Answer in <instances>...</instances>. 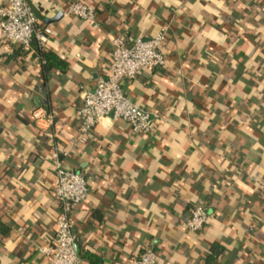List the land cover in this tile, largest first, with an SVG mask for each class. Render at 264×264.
<instances>
[{
    "label": "crops",
    "instance_id": "obj_1",
    "mask_svg": "<svg viewBox=\"0 0 264 264\" xmlns=\"http://www.w3.org/2000/svg\"><path fill=\"white\" fill-rule=\"evenodd\" d=\"M75 1L94 5L95 21L64 15ZM30 3L53 33L0 44V264H52L39 248L57 234L59 148L89 183L73 221L79 254L98 262L83 264H136L148 245L158 264H264V0ZM161 31L166 70L125 84L155 130L106 117L80 141L77 110L109 73L113 38ZM40 48L63 65L45 72ZM197 204L209 222L186 231Z\"/></svg>",
    "mask_w": 264,
    "mask_h": 264
},
{
    "label": "built area",
    "instance_id": "obj_2",
    "mask_svg": "<svg viewBox=\"0 0 264 264\" xmlns=\"http://www.w3.org/2000/svg\"><path fill=\"white\" fill-rule=\"evenodd\" d=\"M64 15L95 21L97 10L84 1L70 3ZM53 31L50 26H41L30 0H2L0 5V44L10 47L29 48L38 40L44 45ZM166 35L161 31L152 38L144 39L133 35H118L112 40L109 73L100 76L93 90L83 95L82 105L77 110L79 139L89 140L98 123L106 117L113 121L124 120L135 133L150 134L155 130V120L151 113L133 102L125 89L126 82L140 76L146 70L162 73L167 68V60L162 51ZM40 60H45L39 56ZM62 149L54 153L55 175L54 194L59 203L57 234L51 245L42 246L39 252L52 264H83L76 250L77 233L73 221L74 211L89 195L86 176L65 165ZM210 215L202 204L192 207L183 223L189 232H199L209 222ZM159 254L148 245L144 248L136 264H158Z\"/></svg>",
    "mask_w": 264,
    "mask_h": 264
},
{
    "label": "trees",
    "instance_id": "obj_3",
    "mask_svg": "<svg viewBox=\"0 0 264 264\" xmlns=\"http://www.w3.org/2000/svg\"><path fill=\"white\" fill-rule=\"evenodd\" d=\"M241 26L243 28L246 27L243 24ZM38 52H39L40 56L45 60L44 62H42V69L45 72H49L53 68L61 67L63 65L62 59H60V57H58L55 53H53V52H46V51L42 50L41 48L39 49ZM216 248H219L220 250H223V247L221 245L216 244V245H213L212 252ZM79 256H80V259L82 261H83L84 258H88L89 260H92V261L95 260V263L97 261L96 256L93 253H90V252L83 253L82 255H79ZM215 258H216L215 255L213 253H211L208 256V259H207L208 263H211V261H213ZM91 264H94V262H92Z\"/></svg>",
    "mask_w": 264,
    "mask_h": 264
},
{
    "label": "water",
    "instance_id": "obj_4",
    "mask_svg": "<svg viewBox=\"0 0 264 264\" xmlns=\"http://www.w3.org/2000/svg\"><path fill=\"white\" fill-rule=\"evenodd\" d=\"M33 10H34V12L37 14V11H36V9L33 7ZM59 16H61V15H59ZM58 16V17H59ZM45 21H47V22H51L52 20L51 19H45ZM76 250H77V253H78V255H80L79 254V248L76 246Z\"/></svg>",
    "mask_w": 264,
    "mask_h": 264
}]
</instances>
